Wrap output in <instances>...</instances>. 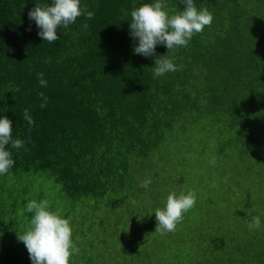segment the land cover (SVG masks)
<instances>
[{"label": "trees", "instance_id": "1", "mask_svg": "<svg viewBox=\"0 0 264 264\" xmlns=\"http://www.w3.org/2000/svg\"><path fill=\"white\" fill-rule=\"evenodd\" d=\"M155 2L80 0L94 17L58 27L59 39L49 43L28 12L52 0H0V118H9L12 138L24 141L19 149L6 146L14 165L0 175V264H32L17 238L30 227L31 200H47L49 211L72 223L75 247L88 233L86 243L103 248L117 214L148 231L169 194L201 190L190 181L199 166L215 184V171L223 179L224 204L234 195L238 205L240 193L243 201L236 215L228 209V222L199 191L210 221L176 239L179 254L189 264H264V0H193L198 11L211 12V26L187 47L167 52L158 44L144 57L133 51L130 13ZM162 3L170 16L185 7L182 0ZM165 54L182 67L154 78L155 60ZM38 93L47 97L44 108ZM207 140L212 160H204ZM146 179L151 183L141 188ZM253 216L260 227L249 230ZM184 217L176 230L198 219ZM80 251L69 264H99L102 250Z\"/></svg>", "mask_w": 264, "mask_h": 264}, {"label": "clouds", "instance_id": "2", "mask_svg": "<svg viewBox=\"0 0 264 264\" xmlns=\"http://www.w3.org/2000/svg\"><path fill=\"white\" fill-rule=\"evenodd\" d=\"M182 3L185 5L184 10L171 16L164 10L162 0L144 3L131 11L130 34L138 40V46L133 49L135 54L152 57L158 44L166 46L167 52L187 47L194 34L201 33L206 26H211L213 21L211 12L207 9L198 11L193 0H182ZM81 15L86 19L94 17L92 11H88L87 8L81 9L80 0H52L51 5H36L28 12L29 20H34L40 29L37 35L49 43L59 39L58 27L68 28ZM125 20H129L127 16ZM83 27L87 28L88 25L85 23ZM166 54L163 55L164 59L155 60L154 78L178 71L182 67L175 65ZM43 75L37 74L38 83L41 87H46L47 81L43 79ZM38 95L43 100L40 107H46L47 97L43 93ZM23 118L30 126L34 124L28 109H24ZM9 144L12 148L19 149L24 146V141L12 138V121L5 116L0 118V175L7 174L14 165L10 152L6 150ZM150 183L151 181L146 179L141 182L140 187L147 188ZM195 203L196 196L193 192L186 195L181 193L179 196L175 193L169 194L164 208H157L154 211L157 222L155 231L161 234L174 232L183 214L193 208ZM25 211L32 214L30 227L17 238L26 247L32 264H69L73 253H79V249L72 242L69 220L49 211L47 200L40 202L31 200L27 203ZM246 223L249 230H254L260 227L261 222L259 217L253 216Z\"/></svg>", "mask_w": 264, "mask_h": 264}, {"label": "rangeland", "instance_id": "3", "mask_svg": "<svg viewBox=\"0 0 264 264\" xmlns=\"http://www.w3.org/2000/svg\"><path fill=\"white\" fill-rule=\"evenodd\" d=\"M185 145H187L186 142ZM206 145L207 150L205 154L203 153L206 156L204 160H212L211 158H213L215 155H213L212 153H208V151L212 149L209 140H207ZM225 160L227 159L224 158L223 161ZM194 170L196 171L197 175L190 177L191 186H201L203 188L201 190L192 191L193 193H195L198 201L193 208L184 213V222L188 223L193 219H198L194 221L190 226H186V224L184 223V231L175 229L174 232H170L168 235L161 234V232L155 231V229L152 228L155 223L154 219H149V228L148 231H146L145 226H135L133 225L132 220H130L131 222L129 220L127 222L126 220H124V218L119 217V215L117 214L114 227L112 228L113 232L108 234L106 238L105 236L103 237V248L94 246V244H87L86 241H88L87 239H89V234L85 233L83 234V237L85 239L79 238L78 244L76 246L79 249V253L76 254V256L82 255L83 251H80L82 246H88L89 250H92L95 247L99 251L102 250V257L99 260V264H128L131 263L130 261H132L133 263L136 260L146 262V257L147 261L149 262L148 264H158L156 263V261L160 256H162V259H160L161 264H167L168 261L189 264L187 257H182L179 254L178 249L182 247V243L176 242V239L179 240L184 235L191 238L193 235H195V232H198V227L202 225L201 222L207 216L208 217L204 221H210L209 216L211 215L212 211L210 210V208H206L203 204H201V202H199V200L203 198L200 196L199 191H204V197L205 195L209 196V200H207L212 206L211 209L216 212L215 217L222 219L223 216V218L228 222H230V218L227 215L228 209L230 208L236 215V210L241 208V201H243L240 193V195L236 194L239 198L238 205H234L237 203V197H235L234 195L230 196L231 200L227 198L224 204L220 196H222V194H225V186L223 185V179L219 177V173L215 171V176H212L213 179L217 182V184H215L202 166H199ZM231 207H233V209ZM140 211H142V207H140ZM70 218L72 219V217ZM95 219L101 220L98 213H95ZM215 224L217 225L218 222L216 221ZM70 226H73L72 223H70ZM74 230H76V228L72 227V232ZM208 232L209 231H207L206 234ZM73 236L77 237L78 235L74 232ZM173 241L174 243H172ZM190 245H192V243L188 242L187 246L189 247ZM181 252L185 255H188V252ZM136 254H138V258L134 259ZM145 262L143 264H145ZM73 264L75 263L73 262ZM77 264H82V261L79 258L77 260Z\"/></svg>", "mask_w": 264, "mask_h": 264}]
</instances>
